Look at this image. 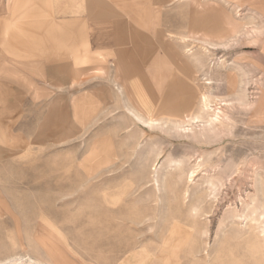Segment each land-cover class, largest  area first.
<instances>
[{
    "label": "rangeland",
    "instance_id": "rangeland-1",
    "mask_svg": "<svg viewBox=\"0 0 264 264\" xmlns=\"http://www.w3.org/2000/svg\"><path fill=\"white\" fill-rule=\"evenodd\" d=\"M123 5L101 50L90 0H0L1 264H264L262 4Z\"/></svg>",
    "mask_w": 264,
    "mask_h": 264
},
{
    "label": "crops",
    "instance_id": "crops-1",
    "mask_svg": "<svg viewBox=\"0 0 264 264\" xmlns=\"http://www.w3.org/2000/svg\"><path fill=\"white\" fill-rule=\"evenodd\" d=\"M124 2V3H123ZM113 4L114 10H109L110 4ZM126 3V0H90V4H93L92 10V17L96 19L94 20L92 26L88 23L86 25L87 33L91 35V41L94 45H100L101 50L110 49L111 43L114 41L122 42L121 44H125L128 40L127 34L132 32V18L130 14H128L129 10L127 6L123 4ZM256 4L260 5V10L262 9V13L264 16V0H255ZM95 4V5H94ZM120 6V10L117 6ZM108 8V9H107ZM96 13V14H93ZM113 15L116 19L109 21V16ZM127 17L128 23H127ZM83 21V20H82ZM77 25L81 23V20L77 21ZM84 24V21L82 22ZM74 25V24H73ZM83 32H85V26L83 25ZM123 51V49H121ZM256 52L255 60L256 64L262 67L260 70V66H257V70L260 74L264 76V37L262 39L261 48L260 50L254 51ZM137 56L134 53H127L126 50L123 51L122 55H120L119 61L124 68V71L130 74V68L135 67L138 64ZM262 76V77H263ZM132 77V75H130ZM261 111L264 112V95L263 101L260 105Z\"/></svg>",
    "mask_w": 264,
    "mask_h": 264
},
{
    "label": "bare ground",
    "instance_id": "bare-ground-1",
    "mask_svg": "<svg viewBox=\"0 0 264 264\" xmlns=\"http://www.w3.org/2000/svg\"><path fill=\"white\" fill-rule=\"evenodd\" d=\"M214 32H218V31L214 30ZM211 83L212 82L208 81V84H211ZM204 102H205L204 103V106H205L204 108L207 111L213 112L210 116H208V119H207V123L208 124H206V126H208L210 128L214 124H222L223 123L222 121H223V119L225 117L224 109L221 106H214L211 103V100H210L209 97L205 96L204 97ZM241 102L243 104L249 106V107H253L255 105V101L254 100L253 101H246V99H242ZM192 118H191V120L195 119V118H193V119ZM146 123H148V121ZM256 176H257L256 173H254L253 179L255 181H256ZM219 181H220V179H219ZM211 183H212V181H211ZM252 199L254 201L255 198H252ZM257 209H258V207H253V210H252L251 215H250L252 220H256L255 216L257 215ZM261 216L264 217V213L260 214V218H261ZM120 239L122 240L121 237H120ZM121 240H118V242H120ZM149 252L150 251L148 249H146V248H141V250H140V249H137V247L135 246V247H133L132 251L128 254V257L126 259V263L129 262L130 264H145L148 260H151V255L152 254H150ZM165 260H168L167 257L165 258ZM18 263H22V264L23 263L24 264H50L49 262L48 263H44L42 261L34 260V259H32V257L29 258V259L26 258V260H24L22 258H19V259L16 258V259H14V260H12V261H10L8 263H5V264H18ZM0 264H1V262H0Z\"/></svg>",
    "mask_w": 264,
    "mask_h": 264
}]
</instances>
